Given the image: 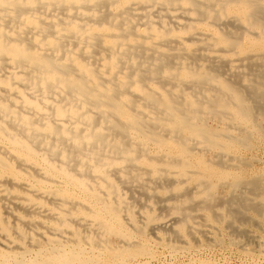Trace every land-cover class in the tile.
Masks as SVG:
<instances>
[{"label":"bare ground","instance_id":"1","mask_svg":"<svg viewBox=\"0 0 264 264\" xmlns=\"http://www.w3.org/2000/svg\"><path fill=\"white\" fill-rule=\"evenodd\" d=\"M259 146L264 0H0V264H154L222 243L217 224L248 236Z\"/></svg>","mask_w":264,"mask_h":264},{"label":"rangeland","instance_id":"2","mask_svg":"<svg viewBox=\"0 0 264 264\" xmlns=\"http://www.w3.org/2000/svg\"><path fill=\"white\" fill-rule=\"evenodd\" d=\"M238 58H241V56L239 55V56H236L235 58H232V59L238 60ZM224 60H226V59H224ZM228 62H226L227 64L226 63H223V64L228 65V64L231 63V62H229V63ZM240 62L241 61H239L237 63L240 64ZM249 151L250 150H245V149L242 150L244 158L246 160L247 159L251 160V161L247 160V162L249 164H251V166H252L251 167V176L253 177L255 175H258L260 172L262 173L263 170H264V146H259L258 149L250 151V152ZM249 215H250V217L251 216L254 217V218L256 217L255 215L253 216V214H249ZM255 220H256L255 223H253L255 225H253V224H250V225H245V224L244 225H238L240 230L245 228L246 230L244 229V231L245 232H247V231L249 232V233L247 232L246 234L249 237H251L250 241H249V237L246 236V235H245V237H247L248 240L245 237H243V238L233 237V236H231V231L230 230L228 231L223 225L219 226V224H217V225L215 224L216 225V226L214 225L215 228H216L215 229V233H216V235L218 237L220 236V240H221L222 243H217V244L215 243L213 245H204L203 247H201L200 251L195 252L196 250H192L190 254H186V255L182 254V257H181L180 254H177L174 257V255L170 254V252L168 250H165V249H162V248H158L157 249V257H158V259L154 262V264H157V263L158 264H164V263L165 264H168V263L169 264H191V263L199 264V262L200 263H207V264H264V254H263L264 253V220L262 218H258V217H256ZM162 222H167V220H163ZM256 222H257V225H256ZM169 224L167 223V227L170 226ZM220 227H221V229H220ZM217 231H220V232L218 233ZM242 233H244V232H242ZM222 234H224V235H222ZM234 239L236 240V242H235ZM231 240L233 242H231ZM240 240H242V241H240ZM255 241H257V243ZM244 244H246L247 246L244 245ZM241 245L243 247L245 246L248 251H246V250L243 251V249H240L239 246H241ZM259 247H261V248L263 247V248L260 249ZM202 249H204V250H202ZM256 249L258 251H256ZM164 250H165V252H163ZM160 252H161V255L159 254ZM190 260H191V262H190ZM193 260H195V261L193 262ZM198 260H200V261H198Z\"/></svg>","mask_w":264,"mask_h":264}]
</instances>
